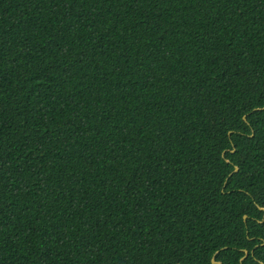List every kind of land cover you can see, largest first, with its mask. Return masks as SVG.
Masks as SVG:
<instances>
[{
    "label": "trees",
    "instance_id": "1",
    "mask_svg": "<svg viewBox=\"0 0 264 264\" xmlns=\"http://www.w3.org/2000/svg\"><path fill=\"white\" fill-rule=\"evenodd\" d=\"M212 260L264 264V0H0V264Z\"/></svg>",
    "mask_w": 264,
    "mask_h": 264
},
{
    "label": "water",
    "instance_id": "2",
    "mask_svg": "<svg viewBox=\"0 0 264 264\" xmlns=\"http://www.w3.org/2000/svg\"><path fill=\"white\" fill-rule=\"evenodd\" d=\"M237 171V168L234 169V172ZM246 217L244 216L243 219H245ZM246 254V252H245ZM212 264H220L219 262H215L214 260L211 261Z\"/></svg>",
    "mask_w": 264,
    "mask_h": 264
}]
</instances>
